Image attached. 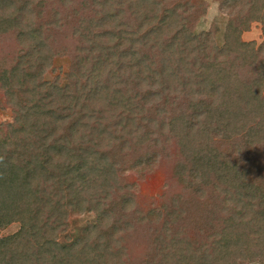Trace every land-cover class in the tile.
Segmentation results:
<instances>
[{
  "label": "trees",
  "instance_id": "trees-1",
  "mask_svg": "<svg viewBox=\"0 0 264 264\" xmlns=\"http://www.w3.org/2000/svg\"><path fill=\"white\" fill-rule=\"evenodd\" d=\"M219 1L222 44L196 29L204 0H0V264H264V192L216 148L264 141V40L242 38L264 0ZM180 143L193 165H173V209H143L128 172ZM202 176L219 210L195 237L182 186Z\"/></svg>",
  "mask_w": 264,
  "mask_h": 264
},
{
  "label": "rangeland",
  "instance_id": "rangeland-1",
  "mask_svg": "<svg viewBox=\"0 0 264 264\" xmlns=\"http://www.w3.org/2000/svg\"><path fill=\"white\" fill-rule=\"evenodd\" d=\"M207 4L206 14L199 17L196 29L200 30H209L210 28L214 29L216 32V39L218 43L222 44L224 42V34L226 31L227 23L230 19L229 12L224 11L220 7L219 0H204ZM261 19H256L251 23L249 30H246L242 34V38L246 41H256L258 44L264 40L263 27H264V6L261 9L259 14ZM53 70H50L47 74V77L51 79L56 73L60 71H66L69 68V59L57 57L53 63ZM237 72L240 75L249 81H252L256 75L255 72L249 68L244 67L237 69ZM264 92V89H263ZM11 119L10 112L8 109H4L0 105V121ZM124 138L135 141L133 134L130 132L129 128H126V131H121ZM217 136L226 137L223 129H218L216 132ZM174 135L172 139L175 141ZM134 138V139H133ZM226 142L218 141L216 148L217 151L224 155L231 163H236L237 172L241 173L244 177V184H252L255 188L262 190L264 192V141L263 142H254L249 139L240 138L238 143H240L241 149L239 150L234 146L236 140L235 138H230ZM97 140V139H95ZM94 140V141H95ZM235 140V141H234ZM100 143L95 142V144H100L105 148L106 152H109V144L111 140L104 138L103 135L100 137ZM177 141V140H176ZM116 141L115 143H117ZM94 143V142H93ZM135 143V142H134ZM172 145L171 149L166 152L164 157H161V150L158 149L156 152H152L146 157V159H151L149 156H153L152 164L142 163L143 167H138L137 169H132L128 172V182L133 186V190L138 199L139 206L143 209H150L151 207H161L163 211L167 214L169 210L173 209L172 204L168 201L169 198L173 197L175 190H171L168 187V183L181 182L180 178L173 169L175 161H181V167H178L179 172L184 171L190 165H193L191 158L183 150V145ZM115 155L120 157L123 155V151L120 148V143L115 147ZM149 157V158H148ZM145 159V161H146ZM187 162V163H186ZM146 164V165H145ZM211 174V173H210ZM202 179L189 184V186H182V192H186L184 200L186 203L182 204V210L184 211V217L187 218L189 226L192 228L189 230L192 236H201L203 237V231L201 226L204 225L206 220L209 217L217 214L219 208L217 204L214 203L213 192L214 189L211 187V183L202 187ZM195 185L200 187L201 191L195 190ZM195 192L202 193L201 196L193 198ZM165 202V203H163ZM258 210L263 211V206L261 200L259 201ZM247 208H245L246 210ZM146 211V210H145ZM95 216L91 214H86L83 216H73L71 217L70 225V234L72 236L77 235L83 225L87 220H93ZM18 229L17 224L11 225L9 228L4 230V232L12 233ZM61 239L64 240V235H61ZM144 253L143 249H139L137 255ZM247 264H263L261 261L248 262Z\"/></svg>",
  "mask_w": 264,
  "mask_h": 264
}]
</instances>
